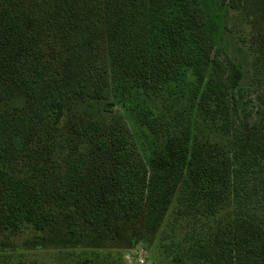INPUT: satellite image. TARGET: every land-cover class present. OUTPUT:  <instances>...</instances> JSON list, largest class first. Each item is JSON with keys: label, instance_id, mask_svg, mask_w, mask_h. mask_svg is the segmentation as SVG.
I'll use <instances>...</instances> for the list:
<instances>
[{"label": "trees", "instance_id": "trees-1", "mask_svg": "<svg viewBox=\"0 0 264 264\" xmlns=\"http://www.w3.org/2000/svg\"><path fill=\"white\" fill-rule=\"evenodd\" d=\"M216 30L201 0H0V234L62 225L97 249L159 238L172 264H264V75L245 88ZM117 91L148 99L160 156L75 110L112 114Z\"/></svg>", "mask_w": 264, "mask_h": 264}, {"label": "rangeland", "instance_id": "rangeland-1", "mask_svg": "<svg viewBox=\"0 0 264 264\" xmlns=\"http://www.w3.org/2000/svg\"><path fill=\"white\" fill-rule=\"evenodd\" d=\"M231 3L232 0L225 3L221 0H201V9L217 26V46L242 66L246 74L243 85L252 91L251 88L257 86V81L264 75V0H234V4ZM121 97L125 100L121 101ZM128 97L119 91L112 97L110 93L109 98L116 101L112 114L105 111L104 102L85 101L75 110L101 122L114 118L124 123L143 158L150 161L164 152V140L138 121L137 107L145 106L148 99L138 95ZM158 106L162 107V104ZM64 232L60 225L41 236L28 230L15 237L0 234V264H18L21 261L31 264L36 260L45 264H78L84 255L94 251L102 253L101 264H172L163 256L159 238L153 243L137 244L134 248L107 243L103 249H97L89 245L92 244L89 238L86 241L71 239Z\"/></svg>", "mask_w": 264, "mask_h": 264}, {"label": "built area", "instance_id": "built-area-1", "mask_svg": "<svg viewBox=\"0 0 264 264\" xmlns=\"http://www.w3.org/2000/svg\"><path fill=\"white\" fill-rule=\"evenodd\" d=\"M141 262L143 263V260H141Z\"/></svg>", "mask_w": 264, "mask_h": 264}]
</instances>
